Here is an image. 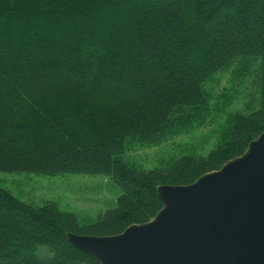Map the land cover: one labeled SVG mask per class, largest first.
<instances>
[{
	"label": "trees",
	"instance_id": "trees-1",
	"mask_svg": "<svg viewBox=\"0 0 264 264\" xmlns=\"http://www.w3.org/2000/svg\"><path fill=\"white\" fill-rule=\"evenodd\" d=\"M236 101L206 156L151 170L124 157L129 141L206 127ZM263 131L264 0H0V171L101 174L121 190L84 222L0 184V264H101L67 233L152 219L159 185L219 169Z\"/></svg>",
	"mask_w": 264,
	"mask_h": 264
},
{
	"label": "water",
	"instance_id": "water-1",
	"mask_svg": "<svg viewBox=\"0 0 264 264\" xmlns=\"http://www.w3.org/2000/svg\"><path fill=\"white\" fill-rule=\"evenodd\" d=\"M157 190L152 219L69 241L101 264H264V131L219 169Z\"/></svg>",
	"mask_w": 264,
	"mask_h": 264
},
{
	"label": "rangeland",
	"instance_id": "rangeland-1",
	"mask_svg": "<svg viewBox=\"0 0 264 264\" xmlns=\"http://www.w3.org/2000/svg\"><path fill=\"white\" fill-rule=\"evenodd\" d=\"M229 71L220 73L210 84L213 94L229 85ZM242 108L236 101L226 111L216 114L215 120L206 127L170 136L160 142L142 143L129 141L124 157L139 168L167 169L183 154L206 156L220 143L222 128L230 113ZM0 184L16 197L33 204L55 200L61 209L74 212L84 222L95 220L106 209L115 205L121 194L120 188L101 174L65 173L45 175L36 172L0 171ZM43 256L48 255L41 248Z\"/></svg>",
	"mask_w": 264,
	"mask_h": 264
}]
</instances>
